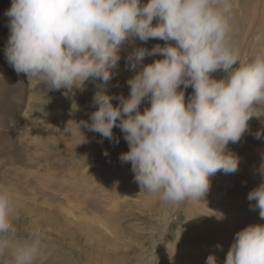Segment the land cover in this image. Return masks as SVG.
<instances>
[{
	"label": "clouds",
	"instance_id": "obj_1",
	"mask_svg": "<svg viewBox=\"0 0 264 264\" xmlns=\"http://www.w3.org/2000/svg\"><path fill=\"white\" fill-rule=\"evenodd\" d=\"M230 13V0H147L143 5L140 0H12L5 13L10 18L5 56L17 74L49 91L71 90L90 78L107 84L126 41H165L163 47L136 48L129 54L131 69L146 55L163 59L127 80L128 98L121 95L113 106L114 97L105 91L94 95L98 108L91 123H76L79 144L86 142L81 126L110 141L113 128L119 127L129 147L119 159L131 163L140 193L159 195L167 206L200 201L209 191V177L238 170V159L227 146L248 130L254 106H264V53L239 63L230 40ZM218 70L227 73L225 79L212 78ZM181 85L194 90L187 103ZM145 99L150 107L141 113ZM64 131L72 134L67 126ZM247 199L256 201L264 219V181ZM18 219L5 188L0 191V259L36 264L46 250L45 240L39 230L18 239ZM206 264H217L214 254ZM224 264H264V225L238 231Z\"/></svg>",
	"mask_w": 264,
	"mask_h": 264
},
{
	"label": "rangeland",
	"instance_id": "obj_2",
	"mask_svg": "<svg viewBox=\"0 0 264 264\" xmlns=\"http://www.w3.org/2000/svg\"><path fill=\"white\" fill-rule=\"evenodd\" d=\"M230 2V40L243 64L258 51L264 53V0ZM11 3L0 0V191L7 188L17 206V238L39 230L45 240L46 250L36 264H206L210 254L224 264L238 231L264 225L256 201L247 199L264 181V106H254L248 130L227 146L238 159V170L209 177V191L200 201L167 206L159 195L140 193L131 163L119 159L129 150L119 127L113 128L110 141L81 126L86 142L79 144L76 125L91 123L98 91L113 96V106L121 95L128 98L127 80L163 59L146 55L131 69L129 54L136 48L163 47L165 41H126L107 84L90 78L71 90L49 91L17 74L6 60L10 18L5 13ZM211 76L220 80L227 73L218 70ZM180 90L187 103L193 88L181 85ZM146 107L148 99L140 112ZM66 126L72 134L64 131Z\"/></svg>",
	"mask_w": 264,
	"mask_h": 264
},
{
	"label": "bare ground",
	"instance_id": "obj_3",
	"mask_svg": "<svg viewBox=\"0 0 264 264\" xmlns=\"http://www.w3.org/2000/svg\"><path fill=\"white\" fill-rule=\"evenodd\" d=\"M33 163V162H32ZM59 181V180H58ZM103 210V209H102ZM59 218V217H58ZM64 220V219H63ZM67 224V223H66ZM61 234V233H60Z\"/></svg>",
	"mask_w": 264,
	"mask_h": 264
}]
</instances>
